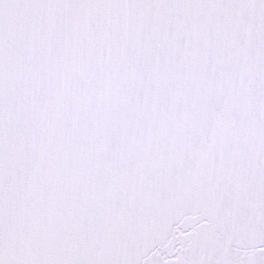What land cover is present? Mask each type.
Here are the masks:
<instances>
[{
    "label": "snow or ice",
    "instance_id": "snow-or-ice-1",
    "mask_svg": "<svg viewBox=\"0 0 264 264\" xmlns=\"http://www.w3.org/2000/svg\"><path fill=\"white\" fill-rule=\"evenodd\" d=\"M0 264H264V0H0Z\"/></svg>",
    "mask_w": 264,
    "mask_h": 264
}]
</instances>
